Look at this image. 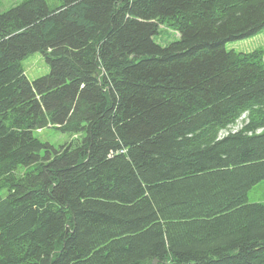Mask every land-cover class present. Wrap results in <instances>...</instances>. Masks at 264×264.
<instances>
[{
  "label": "trees",
  "instance_id": "obj_1",
  "mask_svg": "<svg viewBox=\"0 0 264 264\" xmlns=\"http://www.w3.org/2000/svg\"><path fill=\"white\" fill-rule=\"evenodd\" d=\"M263 29L264 0L0 13V264H264V49L226 46Z\"/></svg>",
  "mask_w": 264,
  "mask_h": 264
},
{
  "label": "rangeland",
  "instance_id": "obj_2",
  "mask_svg": "<svg viewBox=\"0 0 264 264\" xmlns=\"http://www.w3.org/2000/svg\"><path fill=\"white\" fill-rule=\"evenodd\" d=\"M22 1L24 0H0V13L7 11L15 5L20 4ZM47 1L51 7H56L61 3L62 0ZM178 37L179 33L177 30L171 28L170 26H167L166 24H162L160 26L159 34L155 35V41L162 45H167L170 42L177 40ZM226 46L229 50L235 49L237 51H252L259 48L264 49V29L255 36L230 41ZM23 64L26 70V74L31 80H34L50 72V65L48 64L44 54L41 52L30 54L23 61ZM241 123H244V119L239 120V125ZM236 124H238V122ZM37 135L42 140L49 141L57 147L60 144L67 143L76 137V135H70L60 132L53 127L40 129ZM1 193L5 195L7 193V187H4ZM249 201L264 202V179L249 191Z\"/></svg>",
  "mask_w": 264,
  "mask_h": 264
},
{
  "label": "built area",
  "instance_id": "obj_3",
  "mask_svg": "<svg viewBox=\"0 0 264 264\" xmlns=\"http://www.w3.org/2000/svg\"><path fill=\"white\" fill-rule=\"evenodd\" d=\"M242 124V123H241ZM241 124L239 125V120H238V124H235L234 126H229V128L227 129H222L219 133V138H222L224 136H226L227 134H229L231 132V130L233 132L237 131V128L240 126L241 127Z\"/></svg>",
  "mask_w": 264,
  "mask_h": 264
}]
</instances>
